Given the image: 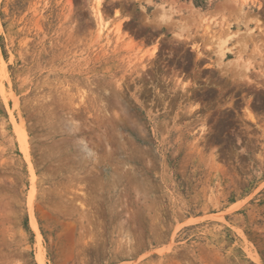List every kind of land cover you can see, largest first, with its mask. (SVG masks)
Segmentation results:
<instances>
[{
  "label": "rangeland",
  "instance_id": "374dc122",
  "mask_svg": "<svg viewBox=\"0 0 264 264\" xmlns=\"http://www.w3.org/2000/svg\"><path fill=\"white\" fill-rule=\"evenodd\" d=\"M0 54V264H264V0H0Z\"/></svg>",
  "mask_w": 264,
  "mask_h": 264
},
{
  "label": "bare ground",
  "instance_id": "6f19581e",
  "mask_svg": "<svg viewBox=\"0 0 264 264\" xmlns=\"http://www.w3.org/2000/svg\"><path fill=\"white\" fill-rule=\"evenodd\" d=\"M98 3V2H97ZM96 7H93L92 8V12H93V14H94V17H95V26H96V28L98 29V31H101V30H103L104 29V27H105V24H104V22L102 21V18H101V15H100V13H99V10H98V6L97 5H95ZM0 64L4 67V65H3V61H2V57H1V54H0ZM67 123V129H69V130H72L73 128H74V125H73V123L71 124V122H66ZM115 126V125H114ZM115 129L116 130H118V124L115 126ZM119 131V130H118ZM23 132V131H22ZM22 135H23V133H22ZM117 135V134H116ZM22 137H24V135L22 136ZM78 139V141H79V145H78V148H79V150L80 151H82L83 150V152L85 153V155H86V153L89 155L90 153H91V148H88V146H86V143L84 142V139L82 138V137H78L77 138ZM22 141L24 142V148L26 149L27 148V144L25 143L26 141H25V139L24 138H22ZM118 147V146H117ZM83 153V154H84ZM82 154V153H81ZM93 154V153H92ZM91 155V154H90ZM111 156V155H110ZM109 171V170H108ZM131 171V170H130ZM127 172V171H126ZM117 175V174H116ZM32 221H33V223L35 224V222H34V220L32 219ZM36 227V226H35ZM128 241V240H127ZM125 243V242H124ZM128 244V243H127ZM124 245V244H123ZM39 261H40V264L42 263L41 262V260L39 259Z\"/></svg>",
  "mask_w": 264,
  "mask_h": 264
}]
</instances>
